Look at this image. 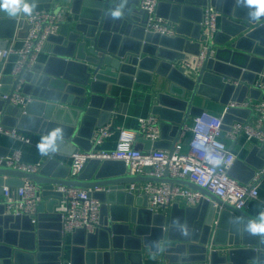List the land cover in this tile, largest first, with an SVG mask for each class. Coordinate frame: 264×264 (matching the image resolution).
Instances as JSON below:
<instances>
[{
	"label": "water",
	"instance_id": "95a60500",
	"mask_svg": "<svg viewBox=\"0 0 264 264\" xmlns=\"http://www.w3.org/2000/svg\"><path fill=\"white\" fill-rule=\"evenodd\" d=\"M211 1L220 13L219 31L208 44L203 65L189 77L179 62L186 52H197L195 40L206 0H160L158 14L177 24L176 36L146 31L142 11L133 6L137 1L70 0L71 15L59 33L49 37L52 49L46 59L23 75V92L32 94V101L16 107L10 97L0 100L7 126L41 136L57 127L64 130L56 152L60 158L50 154L38 172L0 166V197L4 185L19 186L23 179L40 185L43 195L36 222L28 215L7 213L0 201V264H264V237L251 235L246 227L257 214L223 201L189 179L130 175L124 161L97 158L86 160L78 177L69 178L70 165L61 160L92 147L94 131L109 122L115 109L116 99L107 87L123 84V78L129 79L128 85L141 82L143 76L151 84L154 75L170 82L166 92L157 94L152 113L161 121V139L153 147L171 152L189 118L203 110L194 105L198 96L224 104L247 94L260 96L254 81L261 77L264 82V16L250 17L241 0ZM28 2L34 11L37 4L48 7L52 0ZM122 4V15L114 19L112 11ZM26 14L0 9L3 44L26 24ZM17 84L16 79L11 94ZM248 113L230 108L223 127L229 129L232 120H242ZM168 130L172 140H166ZM144 143L145 148L151 146L150 141ZM258 150L256 146L254 151ZM8 151L0 147V156ZM239 163L249 172L246 178L237 173ZM263 164L264 160L249 166L237 159L230 174L246 183ZM139 181L184 184L203 198L197 206L174 203L153 211L147 195L125 190ZM55 185L99 189L92 194L102 202L101 227L65 235L62 215L54 210L60 197Z\"/></svg>",
	"mask_w": 264,
	"mask_h": 264
},
{
	"label": "built area",
	"instance_id": "2783aa9c",
	"mask_svg": "<svg viewBox=\"0 0 264 264\" xmlns=\"http://www.w3.org/2000/svg\"><path fill=\"white\" fill-rule=\"evenodd\" d=\"M136 7L142 11L140 17L144 20L146 31L176 36L177 24L158 14L160 0H133ZM71 15L70 8L51 10L44 6L36 8L24 19L26 24L17 28L13 37L4 47L0 46V63L3 65L13 59L10 73L11 86L17 79L18 84L11 94L3 90V79L0 75V100L10 97V103L16 107H25L32 101V94L23 92L26 80L23 75L28 71H35V66L41 62L42 55L47 52L49 37L58 34L62 24ZM220 13L206 0L203 5V19L200 23L201 32L197 52H186V58L180 60L179 66L189 77L196 75L203 65L208 51V44L219 31ZM254 86L261 90L259 97L247 94L242 100L230 99L221 115H213L202 110L193 116L190 138L184 150L185 129L179 141L171 152L169 148H155L153 144L161 139L160 118L151 113L139 118L138 130L123 127L114 128L112 124L97 128L91 138L92 147L89 150H76L70 156L69 178H77L84 162L88 159L122 160L125 162L130 175H145L161 178L189 179L219 196L240 209H249L254 202L261 203L264 211V201L260 198L259 182L264 177V164L256 168L253 177L246 183L241 182L230 174V169L236 162L237 154L226 143V137L232 140L245 138L248 141L264 143V82L259 77ZM230 108L247 109L248 115L242 120H232L225 129L223 118ZM6 113L0 109V135L8 136L24 144L32 142L29 133L3 124ZM117 135V144L112 149L99 148L106 139ZM145 141L151 146L145 148ZM50 156V155H49ZM219 159V165L214 163ZM213 161V162H209ZM42 163L27 162L22 157L20 148H13L5 156H0V166L17 168L28 172H38ZM53 190L60 193L54 206L56 212L62 215L63 233L71 236L77 229L84 228L87 232H94L101 227L102 202L92 193L99 189L82 188L76 186L55 185ZM125 190L137 195H147L149 208L157 211L161 206H172L179 203L182 206H197L203 194L187 185L171 182L139 181L131 182ZM3 203L5 211L12 214L28 215L33 222L37 221V214L43 195L40 185L31 179H23L19 186H3ZM216 222V221H215Z\"/></svg>",
	"mask_w": 264,
	"mask_h": 264
},
{
	"label": "crops",
	"instance_id": "0c3cea01",
	"mask_svg": "<svg viewBox=\"0 0 264 264\" xmlns=\"http://www.w3.org/2000/svg\"><path fill=\"white\" fill-rule=\"evenodd\" d=\"M70 0H52L51 4L48 7L51 10H59L60 8H70ZM45 5V4H44ZM46 6V5H45ZM44 7L42 3L37 4L36 8ZM246 11V10H244ZM220 22V17H219ZM1 40V39H0ZM8 39H6V43L3 44L0 41V46L4 47L8 44ZM52 49V45L47 44V51ZM47 52H45L41 61L46 59ZM13 67V59L8 61L5 64H0V75L2 74L3 79V90L9 91L12 88L11 84V70ZM148 77L142 78L141 82L134 81L132 85H128L129 79L123 78V84H109L107 87V93L116 99L115 109L112 113V116L107 124H112L114 128L123 127L129 130H138L139 128V118L146 117L152 113V107L155 104L156 97L158 93L166 92L169 88L170 82L166 80L163 76L154 75L152 78V83H147ZM264 94V92H263ZM250 95V94H249ZM251 96V95H250ZM196 107L201 108L213 115H221L225 108V104L221 101H215L210 98L198 96L195 100ZM191 116L188 120V126H192ZM185 136L183 138L184 142V150L187 149V141L190 138V130L187 128L185 130ZM172 131H167L166 140H172L171 137ZM32 138V142L29 144H24L19 141H16L8 136L0 135V147L8 148V152H11L13 148H20L22 151V157L25 161L31 163L43 162L48 156H42L37 150V143L41 140V135L30 133ZM117 135L113 138L106 139L99 148L102 149H112L117 144ZM226 143L233 148V150L237 154L238 160L241 162H245L249 166H258L262 164L264 160V147L263 143L259 141H248L245 138L241 137L237 140H232L229 137H226ZM256 146L259 147L258 151H254ZM60 155L55 153V157L60 158ZM63 162L69 164L70 157H66L61 159ZM237 173L241 175V177L246 178L248 176V171L246 167L241 163L237 164ZM15 187V186H13ZM259 193L260 198L264 201V177L261 178L259 182ZM0 201L3 202L2 196L0 197ZM261 203L254 202L247 211L258 214L261 211ZM161 208L159 212H161ZM186 264V263H179Z\"/></svg>",
	"mask_w": 264,
	"mask_h": 264
},
{
	"label": "clouds",
	"instance_id": "9594fccd",
	"mask_svg": "<svg viewBox=\"0 0 264 264\" xmlns=\"http://www.w3.org/2000/svg\"><path fill=\"white\" fill-rule=\"evenodd\" d=\"M124 2L126 3V0ZM241 2L250 9L249 15L253 19L258 20L264 16V0H241ZM33 7L34 5H30L28 0H0V9H7L12 15L18 12L30 14ZM122 8L123 4L120 8L112 11L111 15L114 19L122 15ZM63 137V128L57 127L48 135L41 137V140L36 145L37 150L42 156L54 154L60 151ZM220 162L219 159L214 161L216 165H219ZM246 227L251 235L264 237V211H260L254 219L248 220ZM182 232L187 234V229H182Z\"/></svg>",
	"mask_w": 264,
	"mask_h": 264
},
{
	"label": "rangeland",
	"instance_id": "374dc122",
	"mask_svg": "<svg viewBox=\"0 0 264 264\" xmlns=\"http://www.w3.org/2000/svg\"><path fill=\"white\" fill-rule=\"evenodd\" d=\"M68 242H69V239H68ZM70 244L68 243V245H67V250H66V253L68 254V252H69V248H70V246H69Z\"/></svg>",
	"mask_w": 264,
	"mask_h": 264
}]
</instances>
